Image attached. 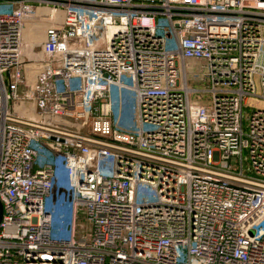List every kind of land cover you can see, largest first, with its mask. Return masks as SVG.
Masks as SVG:
<instances>
[{
  "label": "built area",
  "instance_id": "2783aa9c",
  "mask_svg": "<svg viewBox=\"0 0 264 264\" xmlns=\"http://www.w3.org/2000/svg\"><path fill=\"white\" fill-rule=\"evenodd\" d=\"M123 90L136 130L112 118ZM252 98L264 0H0V264H264Z\"/></svg>",
  "mask_w": 264,
  "mask_h": 264
},
{
  "label": "rangeland",
  "instance_id": "374dc122",
  "mask_svg": "<svg viewBox=\"0 0 264 264\" xmlns=\"http://www.w3.org/2000/svg\"><path fill=\"white\" fill-rule=\"evenodd\" d=\"M47 12H48V8L39 9V11H37L35 14L36 16L35 18L26 21L27 24H25V28L23 31L24 33L23 41L24 42L29 41V40L30 42H33V38L35 36H38V37L41 36L40 34L42 32L43 19L40 16L41 14L44 16L47 15ZM58 14L61 15V12H58ZM163 24L165 28L167 29V24L164 21H163ZM28 51L31 52L30 54H31L32 59H35L33 48H30V47L28 48L27 45H23L22 50H21V57H20L21 62H24L27 60ZM191 64H192V68H189ZM186 65L188 68L187 69L188 83L189 85H195L196 81L198 80L197 73H199V66L195 62L191 63L190 61H186ZM201 71H203V69H201ZM254 80H255V85H256V92L259 93L260 88H259L258 78L255 77ZM124 81L129 83V79H124ZM196 87L202 88L203 86L197 85ZM115 96L119 99V102L113 110V116H112L113 120L120 127L126 130H136V128L138 127V118L136 116V99H135L134 93L130 90H123L121 92V95H118V93H116ZM197 97H207V95L204 93H198ZM249 106L253 109L264 108V100L260 98H252V100L249 101ZM46 201H47L49 210L51 212H55V210L58 209L59 212L65 215V213L70 209L69 197L67 198V194H66V197L63 196L62 192L56 189L55 186L52 188L49 196H47ZM81 206L83 207L82 204ZM77 217H78L77 222L79 224L76 227L75 234H76V240L79 241V236L81 235V223L84 220H83V216L79 213ZM53 231H54L53 236H55L56 230L53 229Z\"/></svg>",
  "mask_w": 264,
  "mask_h": 264
},
{
  "label": "bare ground",
  "instance_id": "6f19581e",
  "mask_svg": "<svg viewBox=\"0 0 264 264\" xmlns=\"http://www.w3.org/2000/svg\"><path fill=\"white\" fill-rule=\"evenodd\" d=\"M36 38H37V36H35L34 38H33V40H36ZM30 41V40H29Z\"/></svg>",
  "mask_w": 264,
  "mask_h": 264
},
{
  "label": "water",
  "instance_id": "95a60500",
  "mask_svg": "<svg viewBox=\"0 0 264 264\" xmlns=\"http://www.w3.org/2000/svg\"><path fill=\"white\" fill-rule=\"evenodd\" d=\"M1 211V210H0Z\"/></svg>",
  "mask_w": 264,
  "mask_h": 264
}]
</instances>
